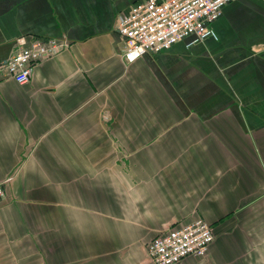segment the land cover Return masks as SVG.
<instances>
[{
  "label": "crops",
  "instance_id": "1",
  "mask_svg": "<svg viewBox=\"0 0 264 264\" xmlns=\"http://www.w3.org/2000/svg\"><path fill=\"white\" fill-rule=\"evenodd\" d=\"M140 1L0 0V264H155L196 218L214 240L176 264H264V0L129 61ZM34 37L65 46L21 84L2 66Z\"/></svg>",
  "mask_w": 264,
  "mask_h": 264
},
{
  "label": "built area",
  "instance_id": "2",
  "mask_svg": "<svg viewBox=\"0 0 264 264\" xmlns=\"http://www.w3.org/2000/svg\"><path fill=\"white\" fill-rule=\"evenodd\" d=\"M231 0H142L118 16L116 29L124 39L123 55L129 61L146 52H159L185 37L189 44L215 36L211 27L224 4ZM65 42L53 37H34L29 44L19 39L18 48L2 68L18 83H27L32 67L54 55ZM6 190L0 184V200ZM214 240L212 226L203 218L155 235L147 243L148 257L155 264H176L184 257L203 256Z\"/></svg>",
  "mask_w": 264,
  "mask_h": 264
}]
</instances>
